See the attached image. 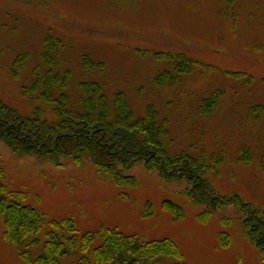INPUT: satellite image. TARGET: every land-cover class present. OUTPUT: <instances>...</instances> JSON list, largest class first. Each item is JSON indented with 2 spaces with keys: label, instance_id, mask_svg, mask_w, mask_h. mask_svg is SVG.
I'll use <instances>...</instances> for the list:
<instances>
[{
  "label": "rangeland",
  "instance_id": "rangeland-1",
  "mask_svg": "<svg viewBox=\"0 0 264 264\" xmlns=\"http://www.w3.org/2000/svg\"><path fill=\"white\" fill-rule=\"evenodd\" d=\"M50 37L63 40L55 67L73 70L74 101L77 82L91 77L110 99L124 92L136 116L154 106L168 120L170 151L203 156L205 176L238 198L215 208L196 203L187 180H165L143 162L126 170L136 183L118 186L88 157L58 164L17 155L0 139L2 180L45 215L42 238L49 223L72 218L79 234L105 227L146 241L169 238L183 254L169 262L264 264L244 224V206L264 212V0H0V96L24 111L22 86L35 68H47ZM86 54L103 69L86 73ZM181 56L191 68L159 85L156 77ZM4 229L0 214V264H30Z\"/></svg>",
  "mask_w": 264,
  "mask_h": 264
},
{
  "label": "trees",
  "instance_id": "trees-1",
  "mask_svg": "<svg viewBox=\"0 0 264 264\" xmlns=\"http://www.w3.org/2000/svg\"><path fill=\"white\" fill-rule=\"evenodd\" d=\"M46 42L43 59L47 68H35L32 80L21 89L28 102L27 110L0 96V139L13 153L58 164L62 157L80 161L85 156L98 172L112 178L118 186L136 183L126 170L143 162L147 168L157 169L165 180H187L191 185L188 194L196 203L215 208L238 198L221 194L205 176L209 165L203 156L170 151L168 120H162L154 106L150 105L144 116H136L124 92L118 91L110 99L102 85L91 77L77 82L79 95L74 101L70 90L73 70L55 67L63 40L50 37ZM160 55L165 54L157 53L156 57ZM23 60L24 56H20L16 65ZM171 62V69L156 77L159 85L179 78L180 71L190 69L192 64L185 56L175 57ZM82 67L92 74L101 71L104 63L86 54ZM217 96L204 102L201 110L211 109ZM3 178L4 171L0 168V214L4 236L16 246L18 255L27 263L182 264L183 254L169 238L146 241L138 235L105 227L79 234L72 218L49 223L52 229L47 230L43 239L45 215L26 203L24 193L8 191ZM165 204L176 212V216L182 215L183 209L179 205ZM244 208L247 233L264 256V212L250 206ZM167 258L181 260L169 262L165 261Z\"/></svg>",
  "mask_w": 264,
  "mask_h": 264
}]
</instances>
